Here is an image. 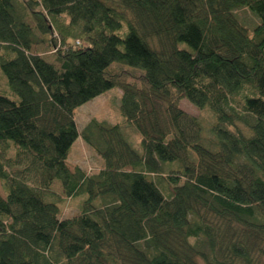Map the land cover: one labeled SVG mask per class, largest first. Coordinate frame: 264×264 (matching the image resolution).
Masks as SVG:
<instances>
[{
	"label": "trees",
	"instance_id": "1",
	"mask_svg": "<svg viewBox=\"0 0 264 264\" xmlns=\"http://www.w3.org/2000/svg\"><path fill=\"white\" fill-rule=\"evenodd\" d=\"M119 3L134 20L107 0H0V66L17 95L0 92V264H262L264 0ZM112 87L141 151L118 123L78 129L75 108ZM183 97L214 113L215 147ZM79 136L104 160L95 174L68 161ZM56 179L86 196L73 216Z\"/></svg>",
	"mask_w": 264,
	"mask_h": 264
},
{
	"label": "rangeland",
	"instance_id": "2",
	"mask_svg": "<svg viewBox=\"0 0 264 264\" xmlns=\"http://www.w3.org/2000/svg\"><path fill=\"white\" fill-rule=\"evenodd\" d=\"M110 4L118 7L122 10L126 18L131 20L135 19V15L131 10L127 9L123 4L119 3V0H107ZM236 15L238 19L250 29H252L258 22L259 18L256 13L249 7L243 6L236 9ZM32 26L33 22L29 18ZM126 24V23H125ZM36 30V29H35ZM124 35L128 31L127 25H123L120 29ZM39 34V32L36 30ZM109 73L117 75L120 79L127 80L135 83L138 86L143 85L142 74L143 71L138 68L128 66L120 62H113L109 68ZM0 92H5L12 97L17 95L12 91L7 76L0 66ZM121 95L122 90L119 87H112L105 92L93 97L92 99L82 103L75 108L74 114L78 129L81 131L91 118H97L102 121H106L110 124H120L121 130L124 136L132 144L134 148L141 151V135L137 127L128 122L124 115L121 113ZM179 105L185 111L197 116L203 124V136L206 144L215 147L217 137L212 130V124L215 121V116L209 107L200 108L193 104L186 97H183L179 101ZM242 128L247 131V128L241 125ZM13 152V149H9ZM68 161L71 166L80 165L89 174H95L104 165V160L100 157L89 144H87L81 136H79L70 149ZM169 165V164H168ZM165 166V170L168 168ZM177 162L170 163L169 167L176 166ZM166 195L171 191V186L158 181ZM51 188L59 194V204L62 210V216H73L78 213L83 205L85 199L84 194L69 196L65 193L63 185L59 179H56L52 184ZM0 195H5V188L0 179ZM50 199L54 198L49 196ZM260 261L264 264V256H260ZM200 264H207L203 259L199 258Z\"/></svg>",
	"mask_w": 264,
	"mask_h": 264
}]
</instances>
